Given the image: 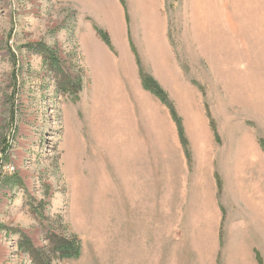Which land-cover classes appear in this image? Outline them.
Segmentation results:
<instances>
[{"label":"rangeland","instance_id":"374dc122","mask_svg":"<svg viewBox=\"0 0 264 264\" xmlns=\"http://www.w3.org/2000/svg\"><path fill=\"white\" fill-rule=\"evenodd\" d=\"M25 236L52 264H264V0H0V264Z\"/></svg>","mask_w":264,"mask_h":264},{"label":"trees","instance_id":"16d2710c","mask_svg":"<svg viewBox=\"0 0 264 264\" xmlns=\"http://www.w3.org/2000/svg\"><path fill=\"white\" fill-rule=\"evenodd\" d=\"M96 31L99 37L105 42V44L107 46H110L111 41H110L109 35L99 28H96ZM51 63H52V60H51ZM56 63L57 62L55 61V63L53 62L52 65L54 64L56 65ZM56 68L58 69V66H56ZM140 79L142 82V86L146 91L152 93L163 104L169 107L171 115L173 116V119L175 123L177 124V128L179 130V134L181 136L182 142L183 144H185L181 121L178 120L177 115L172 105L169 103V101L167 100V97L164 94V91L157 85V83L151 77L144 74L142 69H140ZM21 250L26 256L30 258L32 264H52V257L47 256V254H44L43 251L35 248L31 240L27 238L26 236L22 237ZM52 254H53V257H55L56 254L60 255V258L63 260L64 259L74 260V259H78L81 256V249L79 245L75 242L62 241L61 243L59 242L55 245V249H53ZM58 255L56 258H58Z\"/></svg>","mask_w":264,"mask_h":264},{"label":"crops","instance_id":"0c3cea01","mask_svg":"<svg viewBox=\"0 0 264 264\" xmlns=\"http://www.w3.org/2000/svg\"><path fill=\"white\" fill-rule=\"evenodd\" d=\"M118 38V37H117ZM101 39V38H100ZM102 40V39H101ZM103 41V40H102ZM104 42V41H103ZM105 43V42H104ZM255 258H256V262L258 264H262L263 260L261 259L260 253L258 251H255Z\"/></svg>","mask_w":264,"mask_h":264}]
</instances>
